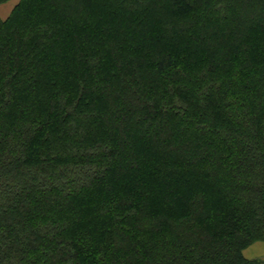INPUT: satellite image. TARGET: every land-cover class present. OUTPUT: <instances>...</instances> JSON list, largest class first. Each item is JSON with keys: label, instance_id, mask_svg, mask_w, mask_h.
<instances>
[{"label": "trees", "instance_id": "trees-1", "mask_svg": "<svg viewBox=\"0 0 264 264\" xmlns=\"http://www.w3.org/2000/svg\"><path fill=\"white\" fill-rule=\"evenodd\" d=\"M257 241L264 0L0 17V264H260Z\"/></svg>", "mask_w": 264, "mask_h": 264}, {"label": "crops", "instance_id": "crops-1", "mask_svg": "<svg viewBox=\"0 0 264 264\" xmlns=\"http://www.w3.org/2000/svg\"><path fill=\"white\" fill-rule=\"evenodd\" d=\"M20 0H7L3 3L0 4V17L5 19L7 18L12 9L14 8V6L19 2ZM254 246V247H253ZM252 247H253V250H264V243L262 242H257L255 243L254 245H251L249 247H247L244 251L245 253V256L248 257V258H253L254 256L250 255L248 252L250 250H252ZM251 252V251H250Z\"/></svg>", "mask_w": 264, "mask_h": 264}, {"label": "rangeland", "instance_id": "rangeland-1", "mask_svg": "<svg viewBox=\"0 0 264 264\" xmlns=\"http://www.w3.org/2000/svg\"><path fill=\"white\" fill-rule=\"evenodd\" d=\"M248 24H250V23H248ZM148 145V144H147ZM149 147H151L152 148V146H149ZM116 180V179H115ZM174 183H175V185L176 186H178L179 187V190H181V191H185L186 189H183L182 188V186H181V182H179V181H174ZM92 216H94V214H92ZM258 243L259 242H262V243H264V241H257ZM257 242H255V243H257ZM255 243H253V244H251V245H254ZM250 245V246H251ZM254 247V246H253ZM253 247H252V250H250L248 253L250 254V255H252V256H254L253 258H250V259H256L257 261H259L260 262V264H264V250H253Z\"/></svg>", "mask_w": 264, "mask_h": 264}]
</instances>
